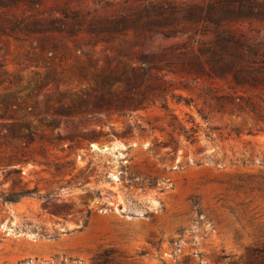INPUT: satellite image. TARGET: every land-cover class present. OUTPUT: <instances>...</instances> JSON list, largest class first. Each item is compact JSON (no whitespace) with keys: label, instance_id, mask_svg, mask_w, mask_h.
<instances>
[{"label":"rangeland","instance_id":"rangeland-1","mask_svg":"<svg viewBox=\"0 0 264 264\" xmlns=\"http://www.w3.org/2000/svg\"><path fill=\"white\" fill-rule=\"evenodd\" d=\"M7 19L26 30L0 32V264H247L264 0H20Z\"/></svg>","mask_w":264,"mask_h":264},{"label":"trees","instance_id":"trees-1","mask_svg":"<svg viewBox=\"0 0 264 264\" xmlns=\"http://www.w3.org/2000/svg\"><path fill=\"white\" fill-rule=\"evenodd\" d=\"M8 3H0V6L5 7V8H10L11 6H16L18 2H20V0H6ZM27 1V5L31 6L33 4L36 3V0H26ZM6 23L9 24V29H5L3 26L0 28V32L6 36L9 37H14V33H22L25 32L26 29H24V27L22 26L23 23L20 20L17 19H7ZM159 90H164V89H159ZM109 95H112L111 93H109ZM113 97H116L113 94ZM102 102H104V106L109 107V108H114L115 111L117 112H124L123 108L125 106H127V110L129 111H135L138 110L140 108L143 107H138L136 105H134V103L128 102V103H122L121 105H114L115 101L114 99H110V100H105L102 97ZM165 109H167V105L164 103L163 106ZM19 196V195H18ZM21 196V195H20ZM0 199L3 202H14L17 200V195H15L14 193L12 194H4L0 192ZM252 258L251 260H249L247 262V264H264V244L260 247H256L252 250V254H251ZM257 262V263H256Z\"/></svg>","mask_w":264,"mask_h":264},{"label":"bare ground","instance_id":"bare-ground-1","mask_svg":"<svg viewBox=\"0 0 264 264\" xmlns=\"http://www.w3.org/2000/svg\"><path fill=\"white\" fill-rule=\"evenodd\" d=\"M92 146H93V148H98L95 144H92ZM120 147L121 148H124V146L123 145H120ZM115 148H116V146H115ZM99 150H101V151H106L107 149L109 150V149H111V148H107L106 146L105 147H103V148H98ZM121 154V153H120Z\"/></svg>","mask_w":264,"mask_h":264},{"label":"water","instance_id":"water-1","mask_svg":"<svg viewBox=\"0 0 264 264\" xmlns=\"http://www.w3.org/2000/svg\"><path fill=\"white\" fill-rule=\"evenodd\" d=\"M104 147H105V146H104ZM102 148H103V147H102ZM107 148H108V147H107ZM107 150H108V149H107ZM107 150H106V151H107Z\"/></svg>","mask_w":264,"mask_h":264}]
</instances>
